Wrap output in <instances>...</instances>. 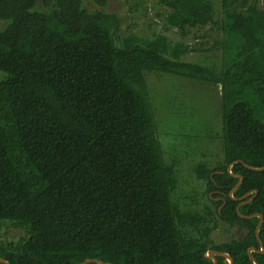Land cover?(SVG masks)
<instances>
[{
	"label": "trees",
	"instance_id": "1",
	"mask_svg": "<svg viewBox=\"0 0 264 264\" xmlns=\"http://www.w3.org/2000/svg\"><path fill=\"white\" fill-rule=\"evenodd\" d=\"M89 1L94 10L84 0H0V230L20 231L17 239L0 236V258L212 264L205 254L213 250L253 264L247 251L259 247V220L238 217L228 196L238 179L227 167L242 162L231 169L243 177L234 198L257 190L240 213L263 217L264 243V172L243 165L264 167V112L237 101L252 92L264 104V0H220L219 20L213 0H158L165 26L149 37L122 31L106 12L109 0ZM216 22L212 47L172 39ZM231 39L234 55L224 48ZM217 50L220 60L209 65L183 61ZM152 73L220 87L222 156L193 171L205 187L204 211L174 201L177 176L157 137ZM220 224L244 231V240L214 245ZM252 255L264 264V254Z\"/></svg>",
	"mask_w": 264,
	"mask_h": 264
},
{
	"label": "rangeland",
	"instance_id": "2",
	"mask_svg": "<svg viewBox=\"0 0 264 264\" xmlns=\"http://www.w3.org/2000/svg\"><path fill=\"white\" fill-rule=\"evenodd\" d=\"M157 1L109 0L106 12L116 14L121 19L122 31L130 30L140 37H149L151 33L162 32L165 26L164 20L157 17V14L164 13L165 8L157 5ZM89 2V0H84L85 6L94 10L95 6ZM213 2L217 13L216 18L219 20L222 17L220 0H213ZM258 3L261 4L260 1ZM217 24L219 22L204 28L197 26L196 29H188L189 34L183 35L182 39L176 34L172 35V39L189 45V49L209 48L214 44V37L220 38V34H216ZM236 42L233 39L224 42L225 49L226 43H229L232 55L239 47ZM227 49L229 55V48ZM219 60L220 50L189 53L183 57V61L203 62L206 65ZM209 74L213 75L212 72ZM147 82L156 121L157 137L167 163L174 169L177 176L178 184L174 201L179 210L192 213L204 211L207 203L205 187L201 181L196 180L193 171L196 170L198 163L215 164L222 156V127L219 117L220 87L155 73L147 75ZM237 101L251 103L259 116L264 112V104L252 92L242 93ZM210 196L212 194L208 195ZM184 213L187 214V212ZM224 227V224H220L217 232L210 235L214 245L231 239L238 240L245 235V232L242 233L243 231L237 227L228 232L224 230ZM2 235H6L5 237L9 239H17L20 231L3 228L0 230V236Z\"/></svg>",
	"mask_w": 264,
	"mask_h": 264
},
{
	"label": "water",
	"instance_id": "3",
	"mask_svg": "<svg viewBox=\"0 0 264 264\" xmlns=\"http://www.w3.org/2000/svg\"><path fill=\"white\" fill-rule=\"evenodd\" d=\"M236 163H242V162L237 160V161H234L231 164H229L228 167H227V172L230 174V176L235 177V178L238 179V183L235 185V187L233 189H231V191L229 192L228 196H229L230 199H232L233 201L238 203L237 208H236V212H237V215H238L239 218L245 219V220H251L253 218H257L259 220L258 224H257V226L255 228V237L257 239V242H258V245L260 247V250H256L255 248L251 247L247 251V254H248L250 260L252 261V263L253 264H258L252 254L253 253L263 254L264 253L263 243H262V241H261V239L259 237V231H260V228H261V226L263 224V217L260 214H253L251 216H244V215H242L240 213V207H242L245 204H248V203L252 202L253 199L257 195V190L250 191L247 194H245L244 196H242L241 198H234L233 197V193L238 189V187L243 182V177L242 176L233 174L232 171H231L233 165H235ZM243 165L249 171H252V172H264V167L263 168H254V167H251V166H249L247 164H243ZM205 257L208 260H210L212 262V264H218L217 258H222L224 260L225 264H234L232 258L227 253H220V252H216V251H213V250H209L205 254ZM0 262L3 263V264H9L8 262L2 260L1 258H0ZM90 263L110 264V263L101 262L99 260H86L85 262H83L81 264H90Z\"/></svg>",
	"mask_w": 264,
	"mask_h": 264
},
{
	"label": "flooded vegetation",
	"instance_id": "4",
	"mask_svg": "<svg viewBox=\"0 0 264 264\" xmlns=\"http://www.w3.org/2000/svg\"><path fill=\"white\" fill-rule=\"evenodd\" d=\"M173 35V34H172ZM242 233H244V231L242 232ZM245 236H246V233H245V235H244V237L243 238H241L240 240H244V238H245ZM263 243V242H262ZM263 247H264V243H263ZM253 248H255V247H253ZM256 250H260V247H258V248H255ZM264 254V253H263Z\"/></svg>",
	"mask_w": 264,
	"mask_h": 264
}]
</instances>
